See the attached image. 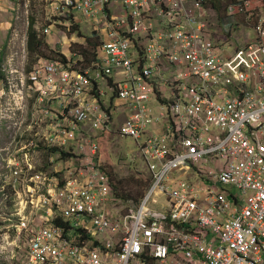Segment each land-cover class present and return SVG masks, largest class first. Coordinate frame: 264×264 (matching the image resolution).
<instances>
[{
    "label": "built area",
    "instance_id": "obj_1",
    "mask_svg": "<svg viewBox=\"0 0 264 264\" xmlns=\"http://www.w3.org/2000/svg\"><path fill=\"white\" fill-rule=\"evenodd\" d=\"M209 1L50 5L51 18L92 20L101 42L84 70L65 58L26 72L24 48L19 66L2 65L0 123L13 112L12 133L29 94L38 107L58 98L42 117L50 134L22 132L11 151L0 147L17 208L16 245L6 237L3 249L26 247L24 264H264V0L228 5L227 17L255 21L254 40L228 54L212 42ZM119 110L117 133L139 144L150 177L141 203L120 217L99 146L86 139V128L110 131ZM75 141L69 175L40 171ZM158 193L161 211L148 207Z\"/></svg>",
    "mask_w": 264,
    "mask_h": 264
},
{
    "label": "rangeland",
    "instance_id": "obj_2",
    "mask_svg": "<svg viewBox=\"0 0 264 264\" xmlns=\"http://www.w3.org/2000/svg\"><path fill=\"white\" fill-rule=\"evenodd\" d=\"M12 3L9 5L5 4V0H0V73L1 77H4L2 71V65L7 63L9 59H13L15 64L17 63V57L22 54V48L27 51V60L25 63V71L30 72L34 65L38 63L39 60H56V53L49 49L48 39L49 33L45 35L43 33L44 29L49 28L51 21H57L53 32L60 33L62 38H64L63 43H66L68 52H71L72 56L69 59V65L72 69L84 70L90 65L85 66L87 63L81 57V52L85 50L86 40L90 37H99V33L95 31L92 20L83 19L77 14H71L68 17L62 18H51L50 17V5L58 4L61 0H10ZM252 4H256V1H252ZM228 5H224V14L219 16V14L214 10L210 9L209 13V27L210 36L212 42L217 46H220V50L224 54L232 53L235 50L244 47L253 39V24L246 22L245 18L242 19L240 16L235 17H225L226 8ZM212 7V6H210ZM61 17V16H59ZM34 23V27L38 32L39 37H41L45 47L40 50L41 57L38 54H32L28 48V31L31 23ZM72 24H77L75 26L76 31L72 32ZM252 24V25H251ZM51 29V28H50ZM99 41L101 39L99 37ZM27 42V44H26ZM27 46V48H26ZM61 47V46H60ZM59 48V47H58ZM86 51V50H85ZM58 54V53H57ZM75 54V55H74ZM64 57V56H63ZM20 61V59H19ZM83 65V66H81ZM5 80V77H4ZM105 90V87L102 86ZM36 94H29L25 98L24 106L18 113L20 117L24 120L21 126L20 133L13 132L12 129L9 130L11 123L10 118L13 117V112L8 111L5 113V120L2 124L0 123V147H7V152L11 151L13 148L11 144H21L22 139L18 136L23 132L28 136V140L33 136L32 131L40 133L42 135H48V128L43 124L42 117L46 114V110L57 111V105H52V100H47L43 105H37ZM113 98L111 94H108V99ZM8 96L4 97L3 101L6 102ZM108 107L106 103V98L102 101V106ZM51 108V110H50ZM52 112V111H51ZM119 114L121 111L119 110ZM55 114V112L53 113ZM3 116V115H2ZM114 115V125L110 131H105L103 133H98L95 131H90L86 128V139L93 141L99 146V160L98 164L100 168L109 177L110 183L116 181L117 178L129 176L131 174H136L138 177H146L147 173L143 158L140 154L139 144L132 138L122 137L118 135L117 129L119 123L121 124L124 120L123 116L119 119ZM117 119V121H116ZM49 121L47 120V122ZM11 127V126H10ZM77 142H72L69 151H63L65 153H70L71 156H56L54 162L51 165H47L43 158L42 167L40 171H43L45 166V171L50 173H58L61 177L65 174L69 175V171L78 165L77 157L75 154ZM13 155V154H12ZM66 160H61V159ZM9 161V160H7ZM42 159H38L41 162ZM48 167V168H46ZM77 174V173H76ZM114 174V175H113ZM117 174V175H116ZM112 187V186H111ZM113 192V190H112ZM114 196V194H113ZM13 197V199H12ZM118 202L119 213L118 216L124 215L128 212L133 205L129 200L125 202L121 199H114ZM165 205V196L162 194H155L150 200L148 207L153 210L161 211ZM16 206L14 205V196L9 184L5 182L3 174L0 175V264H24L26 260V247L18 248L14 247L11 249H3L4 239L6 240L10 247L15 246L16 243L12 242L15 240L14 226L17 224L16 219L13 214L16 211ZM31 209V208H30ZM29 209V210H30ZM114 215V214H113Z\"/></svg>",
    "mask_w": 264,
    "mask_h": 264
},
{
    "label": "trees",
    "instance_id": "obj_3",
    "mask_svg": "<svg viewBox=\"0 0 264 264\" xmlns=\"http://www.w3.org/2000/svg\"><path fill=\"white\" fill-rule=\"evenodd\" d=\"M252 1L254 0H210L209 7L212 6L210 7V9H214L219 14V16H223L224 11H225L224 5L226 6L230 4H244L245 2L252 3ZM255 1H258V0H255ZM226 16L227 14L225 15V17ZM241 18L244 19V17L242 16ZM251 23L254 24L255 21L253 20ZM71 26H72V32L76 31V29H73V28H76L75 26H77V24L75 23L73 25L71 23ZM85 45H86L85 47L86 51L84 50L81 52V57L84 59V62L87 63L85 65L87 66L93 60H95L96 53L100 45L99 37L97 36L95 38L94 37L87 38ZM44 47H45V44L43 43L41 37H39L38 32L34 27V23L32 22L29 26V31H28L29 51L33 55L38 54L37 56L41 57L42 55L39 52ZM56 60H60L62 63L66 62V59L59 54H56ZM58 151H60L58 148L49 149V153H53V152L56 153ZM60 152L62 156H65V157L71 156L70 153H65L63 151H60ZM149 185H150V177L148 175L143 178V177H138L136 174L134 175L131 174L129 176H124V177L119 176L116 181L114 180V182H111L114 198L121 199L122 201L124 200L125 202L132 200L131 202L133 203L135 207H137L141 203V200L143 199Z\"/></svg>",
    "mask_w": 264,
    "mask_h": 264
},
{
    "label": "crops",
    "instance_id": "obj_4",
    "mask_svg": "<svg viewBox=\"0 0 264 264\" xmlns=\"http://www.w3.org/2000/svg\"><path fill=\"white\" fill-rule=\"evenodd\" d=\"M10 3H12V1L10 0H5V4L9 5ZM50 31H49V39H48V44H51V45H48L49 46V49L50 50H53L56 54L58 53L59 55H61L62 57L64 56V58H69L72 56L71 52H68L67 50V46H66V43H63V40L64 38H62L63 36L60 35V33H57V32H53V29L55 28V25H52ZM254 40V33H253V39L251 41ZM61 46V47H60ZM59 47V48H58ZM75 55V54H74ZM69 56V57H67ZM44 60H47V59H44ZM55 101H53L52 105H57V101H58V98H54ZM121 111V110H120ZM120 112L118 111L117 114H119ZM123 115H120L119 114V118H121ZM155 132L157 134H160L161 131L159 129H154Z\"/></svg>",
    "mask_w": 264,
    "mask_h": 264
},
{
    "label": "bare ground",
    "instance_id": "obj_5",
    "mask_svg": "<svg viewBox=\"0 0 264 264\" xmlns=\"http://www.w3.org/2000/svg\"><path fill=\"white\" fill-rule=\"evenodd\" d=\"M210 2V1H209ZM209 9H210V7H209ZM43 60V59H42Z\"/></svg>",
    "mask_w": 264,
    "mask_h": 264
}]
</instances>
